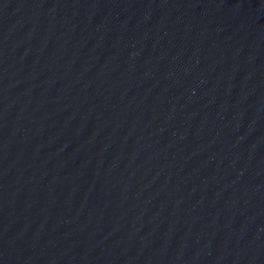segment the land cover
Instances as JSON below:
<instances>
[{"label": "water", "instance_id": "obj_1", "mask_svg": "<svg viewBox=\"0 0 264 264\" xmlns=\"http://www.w3.org/2000/svg\"><path fill=\"white\" fill-rule=\"evenodd\" d=\"M0 264H264V0H0Z\"/></svg>", "mask_w": 264, "mask_h": 264}]
</instances>
